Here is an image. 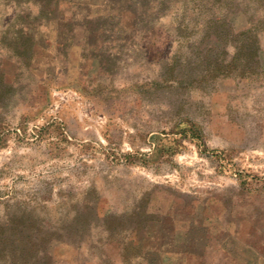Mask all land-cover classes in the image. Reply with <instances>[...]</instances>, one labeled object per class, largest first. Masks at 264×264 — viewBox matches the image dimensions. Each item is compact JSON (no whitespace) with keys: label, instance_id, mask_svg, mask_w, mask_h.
<instances>
[{"label":"rangeland","instance_id":"374dc122","mask_svg":"<svg viewBox=\"0 0 264 264\" xmlns=\"http://www.w3.org/2000/svg\"><path fill=\"white\" fill-rule=\"evenodd\" d=\"M26 1L0 0V214L32 208L62 241L49 264H264V0L235 3L259 52L226 77L204 75L224 53L198 0Z\"/></svg>","mask_w":264,"mask_h":264},{"label":"trees","instance_id":"16d2710c","mask_svg":"<svg viewBox=\"0 0 264 264\" xmlns=\"http://www.w3.org/2000/svg\"><path fill=\"white\" fill-rule=\"evenodd\" d=\"M42 0L40 3H36L34 0H27L26 4H40L43 7L46 3L47 7L57 8L60 4L69 5L70 7L76 6L79 9L87 7H95L96 10L92 13V16H98L102 10V4L93 3L91 4L88 0ZM237 0H198L199 4L204 7H209L208 10L201 11L198 7L192 10V15L195 17L193 25L201 26V34L203 38L212 37L215 47L222 49L224 57L222 59H213L207 63V67L203 70L205 76H230L231 73L236 72L237 74H244L246 71H251L255 68L259 48L256 45L257 32L253 31L252 23L250 28L235 29L232 25V18L235 15H243L246 17L247 10L242 9L238 4H235ZM43 4V5H42ZM165 2L161 3L163 6ZM112 3L108 5L110 8ZM131 9L130 11H132ZM111 11H107V14ZM160 18L165 17L166 13L158 11ZM262 17V18H261ZM259 19L264 20V13ZM179 19V17H177ZM203 18V20L201 19ZM87 20V17L85 18ZM88 19L94 18L90 17ZM202 20L200 22V20ZM20 20V19H19ZM186 16L182 14V19H179L177 24L179 25L178 30L180 31L175 35L177 41L190 40L191 33H187L191 20L188 19L187 23ZM90 24L86 30L92 32L97 30V26ZM260 21V20H259ZM21 30L14 33L15 39H20V35H23L26 39L30 40L28 28L29 22L20 21ZM80 29V27H78ZM23 30V31H22ZM71 32V33H70ZM68 34H72L69 30ZM64 35L61 40L62 42H69L70 46H75L72 35ZM197 41V40H194ZM203 43L202 41L200 42ZM200 44V45H201ZM211 48V47H210ZM210 48L206 49L204 59L208 57ZM178 52L179 49H178ZM201 53V50L198 54ZM188 61L183 63L181 60L180 53L173 56V60L169 62L167 66L168 71L174 78L180 82V68L187 67ZM11 83L5 79V76L0 73V101L3 100L4 94L7 89L11 87ZM1 107V106H0ZM18 206L19 203L13 204ZM11 205V206H13ZM14 211L4 210L0 214V264H49L51 260L49 245L51 242H62L53 241L54 233L48 232L46 226L41 224L34 219L35 216L31 213V209L28 207L21 208L20 206L14 208ZM42 221V220H40ZM67 246L76 247L73 243L64 242Z\"/></svg>","mask_w":264,"mask_h":264}]
</instances>
